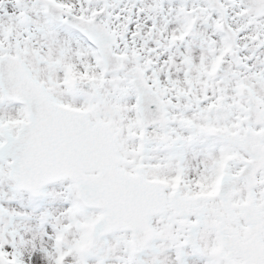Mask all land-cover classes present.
I'll list each match as a JSON object with an SVG mask.
<instances>
[{
	"label": "snow or ice",
	"instance_id": "snow-or-ice-1",
	"mask_svg": "<svg viewBox=\"0 0 264 264\" xmlns=\"http://www.w3.org/2000/svg\"><path fill=\"white\" fill-rule=\"evenodd\" d=\"M0 264H264V0H0Z\"/></svg>",
	"mask_w": 264,
	"mask_h": 264
}]
</instances>
